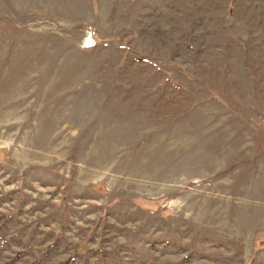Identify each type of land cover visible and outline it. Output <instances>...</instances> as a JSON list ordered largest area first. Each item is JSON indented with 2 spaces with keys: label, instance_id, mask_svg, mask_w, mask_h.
Listing matches in <instances>:
<instances>
[{
  "label": "rangeland",
  "instance_id": "374dc122",
  "mask_svg": "<svg viewBox=\"0 0 264 264\" xmlns=\"http://www.w3.org/2000/svg\"><path fill=\"white\" fill-rule=\"evenodd\" d=\"M0 264H264V0H0Z\"/></svg>",
  "mask_w": 264,
  "mask_h": 264
}]
</instances>
